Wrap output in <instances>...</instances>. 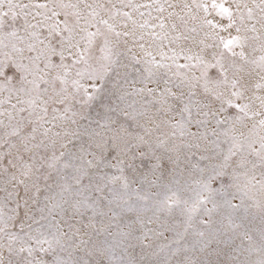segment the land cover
I'll return each instance as SVG.
<instances>
[{
	"label": "snow or ice",
	"instance_id": "6c2138e0",
	"mask_svg": "<svg viewBox=\"0 0 264 264\" xmlns=\"http://www.w3.org/2000/svg\"><path fill=\"white\" fill-rule=\"evenodd\" d=\"M0 264H264V0H0Z\"/></svg>",
	"mask_w": 264,
	"mask_h": 264
},
{
	"label": "rangeland",
	"instance_id": "374dc122",
	"mask_svg": "<svg viewBox=\"0 0 264 264\" xmlns=\"http://www.w3.org/2000/svg\"><path fill=\"white\" fill-rule=\"evenodd\" d=\"M256 223H257V226H258V223H259V222H258V221H256Z\"/></svg>",
	"mask_w": 264,
	"mask_h": 264
}]
</instances>
